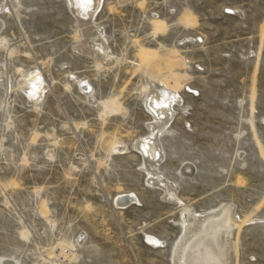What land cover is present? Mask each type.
<instances>
[{
	"label": "rangeland",
	"instance_id": "obj_1",
	"mask_svg": "<svg viewBox=\"0 0 264 264\" xmlns=\"http://www.w3.org/2000/svg\"><path fill=\"white\" fill-rule=\"evenodd\" d=\"M89 11L107 54L68 0H0V261L173 264L180 211L232 205L244 223L219 263L264 264V0H91ZM154 62L179 101L157 170L184 207L147 183L134 146L151 136Z\"/></svg>",
	"mask_w": 264,
	"mask_h": 264
},
{
	"label": "bare ground",
	"instance_id": "obj_2",
	"mask_svg": "<svg viewBox=\"0 0 264 264\" xmlns=\"http://www.w3.org/2000/svg\"><path fill=\"white\" fill-rule=\"evenodd\" d=\"M97 1L98 3L101 2V0ZM68 2L78 22L87 24L90 27H88L89 32L86 35V42L89 47L93 52L107 54L105 53L106 46L102 39V34L91 27L95 14L94 11H89L91 0H68ZM154 24L155 30L160 31L163 29L161 22H155ZM156 65V62H154L144 68L148 86V97L144 103L154 120V123L151 126L149 125L151 136L137 140L138 142L134 146L143 156V166L148 177L147 183L152 187L161 189L165 200L175 202L178 206H183L176 197V187L167 182L157 170V164L161 159L157 138L167 132L174 116L173 106L174 104H179V101L178 96L164 86L161 73L155 69ZM177 66L180 67L181 64L177 63ZM5 76L3 68L0 67V109L4 105L3 98L4 96L6 97L5 93H8L5 87ZM23 83L24 87H27L25 92L28 97L34 99L37 94V86L32 75L24 77ZM114 145V142H105L104 148L112 153L125 150L124 146L115 147ZM186 174L188 173L186 172ZM129 200L133 201V196H119L116 199V205L125 206ZM180 215L182 236L173 251V264H220L219 261L223 260L229 246L227 236L234 228H239L244 223L235 216L232 205H222L219 209L200 211L199 213L191 208L184 207L180 211ZM156 241L158 240L148 239L151 244L160 245ZM5 263L0 261V264Z\"/></svg>",
	"mask_w": 264,
	"mask_h": 264
}]
</instances>
